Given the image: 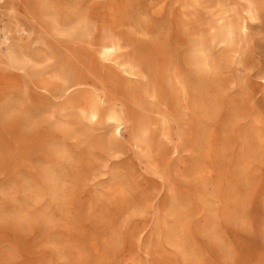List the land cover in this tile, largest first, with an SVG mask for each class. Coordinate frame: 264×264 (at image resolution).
<instances>
[{"label":"bare ground","instance_id":"bare-ground-1","mask_svg":"<svg viewBox=\"0 0 264 264\" xmlns=\"http://www.w3.org/2000/svg\"><path fill=\"white\" fill-rule=\"evenodd\" d=\"M22 19L44 22L52 44H22ZM0 40V64L32 73L34 87L59 103L43 113L72 120V153L80 146L104 168L117 167L106 162L129 143L144 154L147 172L163 179V191L153 194L131 166L112 172V212L99 230L93 223L73 228L78 259L103 264L113 253L125 263L143 239L118 217L142 206L161 214L166 195L169 212L160 219L171 225L162 241L190 264H216L199 256L206 247L196 233L229 237L217 203L236 213L227 201L250 186L256 197L264 187V0H0ZM214 181L218 189L207 194ZM46 184L52 200L65 198L58 176ZM17 206L0 200V264L23 262L12 227L28 219ZM149 253L153 264L171 262L161 242Z\"/></svg>","mask_w":264,"mask_h":264},{"label":"rangeland","instance_id":"rangeland-1","mask_svg":"<svg viewBox=\"0 0 264 264\" xmlns=\"http://www.w3.org/2000/svg\"><path fill=\"white\" fill-rule=\"evenodd\" d=\"M22 20L28 29L21 37L22 44L32 49L44 38L52 44V31L44 22ZM35 79L32 73L0 64V200L19 205L17 210L21 209V216L28 219L19 228L12 227L24 253L21 264H100L92 257L78 259L72 235L78 223H93L92 229L99 230L100 223L112 212L113 207L106 200L113 183L112 172L118 174L131 166L146 192L153 194L163 191V179L147 172L144 154L129 143L122 153L106 162H119L117 167L113 164L104 168L105 161H96L93 155L79 152L76 148L80 146L73 147L72 153V120L60 118L58 112L54 116L43 113L47 107L49 111H57L59 103L51 101V94L37 90ZM125 140H130L129 133H125ZM55 176L64 186L65 198L60 201L52 200L46 184ZM217 182L207 185V194L216 192ZM75 191L82 193L83 200L77 202L72 196L74 204L68 199ZM230 191V186H226L223 196L228 199ZM253 193L254 187L250 186L227 201L235 204L236 213L233 207L229 208L233 212L227 213V205L217 203L221 229L226 228L229 237L219 234L214 241L197 232L200 243L206 247L205 256L203 249L198 252L201 258L206 261L211 258L216 264H264V187L258 196L252 197ZM169 200L163 196L166 208L161 214L157 207L142 206L118 217L119 225L128 221L129 226L141 232L138 238L143 239L136 241L131 257L125 254L123 264H153L149 252L158 242L170 253V264H190L180 251L162 241L166 226L171 225V219L165 225L164 219H160L169 212ZM201 221L198 225L202 227L205 222ZM35 227L39 232L36 238L32 236ZM34 249L39 253L35 254ZM86 253L88 250L83 248V256ZM112 256L113 253L109 254L103 264H122V259L115 263Z\"/></svg>","mask_w":264,"mask_h":264}]
</instances>
